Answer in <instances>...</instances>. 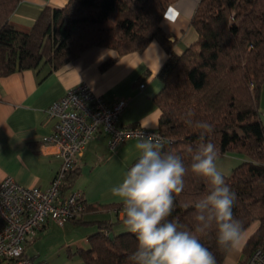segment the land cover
<instances>
[{
	"label": "trees",
	"instance_id": "trees-1",
	"mask_svg": "<svg viewBox=\"0 0 264 264\" xmlns=\"http://www.w3.org/2000/svg\"><path fill=\"white\" fill-rule=\"evenodd\" d=\"M20 1L0 0V76L41 64L56 69L94 46L123 55L159 40L170 52L172 43L161 22L175 0H68L62 8H45L28 32H19L9 21ZM190 22L197 40L180 55L170 53L158 73L163 83L154 97L160 110L158 130L167 138L163 150L180 154L186 167L191 163L189 149L207 142L215 145L218 157L245 158L224 177L236 194L233 214L243 232L258 223L243 247L246 261L254 250L264 251V124L259 112L264 0H199ZM188 119L207 121L212 133L202 141L201 130L189 126ZM205 191L203 180L189 171L169 219L194 230L193 205ZM81 205L80 215L68 221L81 222L87 211L97 209L82 196ZM105 208L119 211L122 204ZM114 224L100 223V231L89 236L88 249L80 252L85 264H131L128 257L137 240L127 230L113 233ZM201 243L223 264L228 251L217 246L214 231L202 236Z\"/></svg>",
	"mask_w": 264,
	"mask_h": 264
},
{
	"label": "crops",
	"instance_id": "crops-1",
	"mask_svg": "<svg viewBox=\"0 0 264 264\" xmlns=\"http://www.w3.org/2000/svg\"><path fill=\"white\" fill-rule=\"evenodd\" d=\"M67 2L21 0L9 21L19 32H28L45 8H62ZM198 2L175 0L170 4L161 22L165 37L172 43L170 52L159 40H153L142 51L123 55L110 48L94 46L56 69L41 64L36 69L0 76V182L11 177L25 187L45 189L49 186L60 160L53 146L42 144L43 138L54 128L47 109L67 90L82 83L109 105L119 100L127 102L120 116L121 126L158 130L160 110L154 97L163 88L158 73L170 53L180 55L197 40L190 21ZM140 84L144 87L140 88ZM259 112L264 124V85L259 96ZM136 143L137 140L130 139L111 151L105 131L99 130L92 136L83 154L74 159L71 180L60 194L63 198L70 192H79L86 204L97 209L87 211L81 222L67 221L62 226L46 222L25 242L24 251L29 258L36 264H85L80 252L88 249V238L100 231L99 224L117 222L122 225L124 214L105 207L120 203L111 188L122 181L125 172L138 159ZM219 158L224 161L219 170L225 174V170L233 171L245 161L237 154ZM114 228L115 234L123 230L114 231ZM257 228L255 222L243 232L240 245L228 251L223 264L246 263L243 247Z\"/></svg>",
	"mask_w": 264,
	"mask_h": 264
},
{
	"label": "clouds",
	"instance_id": "clouds-1",
	"mask_svg": "<svg viewBox=\"0 0 264 264\" xmlns=\"http://www.w3.org/2000/svg\"><path fill=\"white\" fill-rule=\"evenodd\" d=\"M185 122L201 130L202 141L213 131L207 121ZM135 148L138 159L111 188L122 204L123 225L137 240L136 250L128 257L131 264H217L213 252L201 243V237L210 231L215 232L221 250L237 249L243 228L233 214L236 194L218 168L213 143L190 148L191 163L187 167L180 154L164 151V142L155 135L145 137L141 133ZM189 171L206 185L205 194L193 205L194 230L169 219Z\"/></svg>",
	"mask_w": 264,
	"mask_h": 264
},
{
	"label": "built area",
	"instance_id": "built-area-1",
	"mask_svg": "<svg viewBox=\"0 0 264 264\" xmlns=\"http://www.w3.org/2000/svg\"><path fill=\"white\" fill-rule=\"evenodd\" d=\"M139 87L143 88L144 84ZM126 107L124 100L107 104L84 83L67 90L48 107L47 114L53 120L54 128L43 138L42 144L56 149L60 166L45 189L22 186L11 177L0 182V264H36L25 254L27 238L48 221L62 226L80 215L81 194L70 192L61 198L60 192L73 169L74 159L83 154L88 141L99 130L108 134L111 151L127 140H137L141 133L145 137L155 135L167 142L159 130L121 126L120 116ZM114 211L123 213L122 210ZM245 264H264V251L254 250Z\"/></svg>",
	"mask_w": 264,
	"mask_h": 264
},
{
	"label": "rangeland",
	"instance_id": "rangeland-1",
	"mask_svg": "<svg viewBox=\"0 0 264 264\" xmlns=\"http://www.w3.org/2000/svg\"><path fill=\"white\" fill-rule=\"evenodd\" d=\"M221 163H224V161H223V159H221V158H219V159H217V165H218V168L220 169V165H221ZM226 171V173L227 174H225V173H223V175H226V176H229V175H231V173H232V170L229 172L228 170H225ZM115 224H114V231H118L119 229H123V230H125L126 231V229H125V227H124V225L122 224H119V223H117V222H114ZM122 230V231H123ZM30 253V252H29Z\"/></svg>",
	"mask_w": 264,
	"mask_h": 264
},
{
	"label": "water",
	"instance_id": "water-1",
	"mask_svg": "<svg viewBox=\"0 0 264 264\" xmlns=\"http://www.w3.org/2000/svg\"><path fill=\"white\" fill-rule=\"evenodd\" d=\"M109 237L111 238L112 237V234H109Z\"/></svg>",
	"mask_w": 264,
	"mask_h": 264
}]
</instances>
